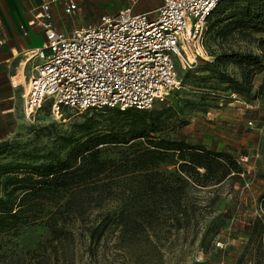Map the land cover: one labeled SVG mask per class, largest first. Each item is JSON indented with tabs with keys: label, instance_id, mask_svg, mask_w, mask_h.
<instances>
[{
	"label": "rangeland",
	"instance_id": "obj_1",
	"mask_svg": "<svg viewBox=\"0 0 264 264\" xmlns=\"http://www.w3.org/2000/svg\"><path fill=\"white\" fill-rule=\"evenodd\" d=\"M134 1L133 9L138 11L160 4L159 0H79L81 10L69 15L64 0H57L53 21L70 33L74 26L95 24L103 13ZM227 5L221 16L207 20L197 58L178 76L180 87L169 90L147 110L163 111L180 99L182 121L163 135L230 154L244 170L241 178L219 186L174 187L168 192L113 188L99 202L88 199L82 207L68 205L64 210L70 189L38 210L42 220L52 212L61 216L55 231L42 220L24 228L17 241L9 244L14 253L1 255L0 264H229L212 259L213 242L218 246L223 244L221 238L229 239L232 222L245 225L255 212L243 209L256 207L264 194V104L260 101L264 69L247 75L248 62L258 60L264 66V52L259 49L264 33L236 26L243 2L229 0ZM50 52V48L43 50L44 55ZM224 55L232 57L227 60ZM39 60L34 53L30 61ZM115 109L124 111L118 107L54 110L46 103L32 118L18 113L14 128L0 140V189L4 176L34 172L57 155L63 157L66 144H75L90 133L110 132L117 129L116 124L126 128L127 116ZM126 149L108 150L124 155ZM160 169L173 171L175 166L162 164ZM228 211L231 215L224 217ZM220 224L221 237L212 240Z\"/></svg>",
	"mask_w": 264,
	"mask_h": 264
},
{
	"label": "trees",
	"instance_id": "obj_2",
	"mask_svg": "<svg viewBox=\"0 0 264 264\" xmlns=\"http://www.w3.org/2000/svg\"><path fill=\"white\" fill-rule=\"evenodd\" d=\"M228 1L221 0L207 20L221 16L228 8ZM240 1L245 6L236 15V26L264 33V0ZM259 49L264 52L263 38L259 40ZM231 57L223 56L227 60ZM248 65L247 75L264 69L258 60ZM189 102L191 99H186V103ZM183 107L177 98L163 111L133 107L124 111L115 109L127 116L126 128L116 124L117 129L110 132L90 133L75 144H66L68 150L63 157L57 155L34 172L4 176L0 189V256H11L14 251L9 247L10 242L14 243L24 228L44 219L38 210L48 206V199L70 189L64 210L68 205L82 207L88 199L99 202L102 195L113 188H122L124 192L134 187L168 192L174 187L185 190L187 186H219L228 179L241 178L244 170L230 154L209 151L204 146L163 135L166 129L177 127L182 121ZM120 146L127 148L124 155L108 150ZM162 164L174 165L175 169L163 171ZM243 210L255 214L245 225L232 222L229 239L221 238V246H216V240L213 242L214 261L264 264V194L256 207ZM229 215V211L223 214L224 217ZM60 218L52 212L41 223L55 231L54 225ZM222 227L223 224L217 225L212 240L221 237Z\"/></svg>",
	"mask_w": 264,
	"mask_h": 264
},
{
	"label": "built area",
	"instance_id": "obj_3",
	"mask_svg": "<svg viewBox=\"0 0 264 264\" xmlns=\"http://www.w3.org/2000/svg\"><path fill=\"white\" fill-rule=\"evenodd\" d=\"M159 1L143 12L133 9L134 1L70 33L53 21L55 0L35 7L30 23L42 28L45 44L34 52L40 61L30 67L28 78L16 83L25 116L34 117L46 103L54 110L149 109L179 88L178 76L197 58L207 18L221 0ZM64 2L69 15L81 10L79 0ZM45 48L51 50L48 55ZM260 101L264 104V80Z\"/></svg>",
	"mask_w": 264,
	"mask_h": 264
},
{
	"label": "crops",
	"instance_id": "obj_4",
	"mask_svg": "<svg viewBox=\"0 0 264 264\" xmlns=\"http://www.w3.org/2000/svg\"><path fill=\"white\" fill-rule=\"evenodd\" d=\"M46 1L0 0V140L8 136L17 122L18 113L23 112L22 89L16 83L26 79V68L30 70L40 61L30 60L34 52L44 46L45 35L38 24L30 21L34 8ZM54 3L51 4L52 14ZM18 76L14 81L13 78Z\"/></svg>",
	"mask_w": 264,
	"mask_h": 264
}]
</instances>
